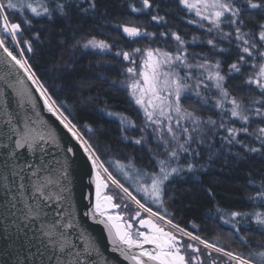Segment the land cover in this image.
I'll list each match as a JSON object with an SVG mask.
<instances>
[{"label": "trees", "instance_id": "obj_1", "mask_svg": "<svg viewBox=\"0 0 264 264\" xmlns=\"http://www.w3.org/2000/svg\"><path fill=\"white\" fill-rule=\"evenodd\" d=\"M239 2L240 20L256 36L264 24V7L250 9L246 0ZM41 4L50 10L51 18L43 14L41 7L38 11L42 14L37 17L27 6L8 9L5 15L10 23L20 25L17 42L38 83L44 85L55 107L76 125L78 133L94 146L104 167L142 203L203 240L246 258L252 250L264 251V230L255 223L234 221L239 233L224 223L232 212L264 211V145L260 142L250 143L242 136L238 140L243 141V146H238L229 145L223 137L211 138L213 143L199 148L200 157L192 163V171L181 172L166 183L169 190L159 209L137 194L112 167L116 156L150 166L151 155L141 143H135L141 137L143 119L126 92L115 84L123 64L113 55L84 50L83 43L90 38L101 39L123 51L140 46V41L123 35V26L147 29L153 34L152 41L163 47L173 44V33L187 41L199 32L189 23L192 17L179 1L149 0V8H143L142 0H42ZM60 5L66 6V15L59 14ZM134 8L142 10L133 11ZM154 15L163 20H153ZM214 44L215 47L191 44L187 57L193 61L216 59L223 70L239 57L233 44L223 40ZM224 87L243 104L261 95L245 84L243 72L228 77ZM254 145L259 151L248 150ZM152 150L153 154L161 151L155 147ZM108 193L121 205L119 211L130 218L137 208L111 183Z\"/></svg>", "mask_w": 264, "mask_h": 264}, {"label": "snow or ice", "instance_id": "obj_2", "mask_svg": "<svg viewBox=\"0 0 264 264\" xmlns=\"http://www.w3.org/2000/svg\"><path fill=\"white\" fill-rule=\"evenodd\" d=\"M248 6L252 9L264 7V0H261L260 3L254 2V0H246ZM143 8H149V0H142ZM180 3L186 8L195 9V14L200 17L201 20H208L215 29H220L223 18H226V14H230L226 19L232 25L243 24V20H240L241 9L238 6H235L232 0H180ZM43 9V14H47L51 18L50 10L44 6L40 5ZM65 5L59 6V14L66 15ZM92 7H95L93 4ZM17 4L13 3V0H7V3H4L3 0H0V14H3L8 9H16ZM27 8L31 10L37 17L42 13L38 11L36 7H33L32 4H27ZM142 9H133V11H140ZM153 20H163V17L152 16ZM30 23V21H26ZM192 23V21H189ZM203 27V25H201ZM11 31L9 32V21L6 15L3 16V31L8 33L11 36L13 41L17 40V33L20 31V25L18 23H11ZM211 32L213 29H207ZM124 33L129 37H138L140 36L141 30L138 27H123ZM149 36L153 35L148 33ZM163 35V33L161 34ZM231 33H223L225 38L231 37ZM175 40L178 42V52L186 51L183 49L184 41L183 39L173 33ZM249 33H243L240 26H236L235 38L237 41H242L243 44H238L237 47L241 48L243 53H246L248 56H252V49L257 48V44L254 40L250 39ZM195 39V37H194ZM259 40L264 42V24L260 25L259 31ZM209 45L215 47L214 41L209 39L207 41ZM91 45L95 48L107 49L108 45L103 41L89 40L85 47ZM0 48H3V51L6 53L7 57L15 63L27 76L28 79L32 81L33 84L37 86V91L40 93V96L44 99L45 107L55 116L61 124L68 130L69 133L79 142V146L82 149V152L85 154L86 159L90 162L91 169L95 173V205L92 209L94 216L99 217V223L104 224L109 228L110 236L113 235L112 230H114V237L112 239L113 251L118 252L120 256L131 262V264H203L201 260V250L196 247L193 243L184 245L183 238L187 237L189 240L198 242L200 245H203L204 249H207L208 257H212V253H217L223 255L228 264H264V252H257L252 250L249 252L248 257H244L239 253L233 251H225L223 247L218 246L217 244L207 242L203 240L199 235H194L190 231H186L184 228L179 227L174 224L172 220H165V216L160 214V212L153 211L151 207H146L140 199H137L128 187H125L118 179H116L109 169L104 167L103 162L99 155H97L94 146L86 139H84L76 130V125L68 120L67 116L63 112H60L59 108L55 107V102L52 100L51 96L47 95L46 89L43 84L38 83L35 73L31 71L28 61L23 59V53L19 54V57L9 50L5 46V41L3 38H0ZM31 47L28 48V51H31ZM220 51H223L221 49ZM135 52L141 53V49H135ZM261 57H264V51L258 53ZM117 56L123 55V59L128 61L131 59L130 53L128 52H117ZM240 62L245 61V57L241 55L239 57ZM133 64L136 63L135 60L131 61ZM255 66V65H254ZM200 68L208 72L207 79L215 81V87L219 90L220 96L223 100H227L231 103L232 108L229 109L231 117L236 118L242 122V124H247L249 122L248 110L245 109L241 101L232 98L228 100L229 92L224 87L225 77L220 74L218 71L220 64L217 61L214 65H211V68L216 69L215 72L209 71V65L206 63H197L195 65L187 63V57L185 55H173L168 52H162L160 49H147L142 52V69L139 71V77L142 78L143 83L141 84L139 79H133L128 85L132 90L134 96H136V104L141 105L144 108L147 121L152 125H155L154 131L159 133L160 143L164 145V153L166 154V159L159 160V172L152 174L150 179V184L145 183L144 186L137 184V191L142 192L143 196L150 198L153 204L157 205V208L163 206L164 196H165V187L166 182L174 179L175 176H178L181 172L192 171L193 165L188 164L187 169L181 165L175 167L172 166L171 161L179 160L181 153H188L189 155H199L200 153L195 149L191 148V144L199 140V143H204L201 137L194 138L191 133L201 131V121L194 113L188 112L182 107L181 97L182 93L188 90L190 87L193 88L195 95L200 96L199 91L200 84L203 81L197 78L196 84L189 85L186 83L187 79L191 78L190 72H185L183 77L180 76V69H191V68ZM230 70L239 72L240 66L238 63H232L230 65ZM126 71L135 76L137 70L133 67H128ZM258 79H249L247 83L256 84L262 93H264V63L259 65L258 70ZM205 88L208 87L207 84L204 85ZM137 93L139 95L137 96ZM147 98V101L145 102ZM207 102V101H205ZM254 103H262L264 101H254ZM223 101H217V107H222ZM172 113L176 115V123L180 124L182 120H189L194 127L189 130L187 127L182 128V133L187 134L183 140L180 142L179 136L174 132L172 127ZM255 114L264 116V112L261 111V108L255 109ZM168 121L167 132L171 135V141L164 137L161 132L162 121ZM10 123V122H9ZM209 125H215L216 122L209 119L207 122ZM220 127H225L221 123ZM141 131H144L142 128ZM13 132L19 137L15 141V149H12L8 153V158L3 161L5 168L9 167V160L12 161V173L13 177H19L21 183L19 185V194L21 199L24 202V213L25 220H38L41 221L40 229L42 233L41 239L47 240L46 247L51 250L50 254L47 257L46 261H42L41 264H85V261L82 257L91 256L93 250L85 249L84 252H72L71 249L74 245L70 240L67 239L68 231L76 227L71 219V214L69 212V207L65 206L66 196L65 193L69 191V188L66 183H61V180L67 181L68 174L67 170L63 167L60 169L61 179L55 181L59 191L51 192L49 190V185L53 184L54 181L49 179L47 176L41 177L42 168L40 166H33L32 163L17 164L16 160L21 159L23 151L27 150L29 154H34L37 150H43V146L40 143L43 141L45 144L49 140L54 141V137L51 134L46 138L44 135H33L31 129H27L23 132H18L13 129ZM240 132L249 133L247 127H241L239 129L235 127L227 128V136L223 137L224 140L229 144H241L243 146V141L237 140V134ZM251 134V133H249ZM256 139H258L261 145H264V128H258L256 132ZM175 141V144L171 142ZM135 143L140 144L141 140L137 139ZM4 147H7L5 145ZM251 152H257L259 149L251 147L248 149ZM68 153H74L73 148H68L66 150ZM43 163V161H42ZM59 163V161L57 162ZM131 167V165H129ZM121 172L125 178L133 180L137 179L136 177H130L129 173L124 171L123 166H120ZM170 169V170H169ZM31 170L29 172V181L32 188V195L30 199L34 201L33 204H29L27 199L24 198V190L27 187L23 181L25 180L24 173L25 171ZM102 173L106 174L102 176ZM2 179L5 181L4 187L8 188L10 186L7 183L8 176L3 175ZM121 189L122 193L130 198L131 201H134L138 209H142L144 212H147L149 217L148 219H139L140 228H148L149 232L145 233L143 231H133V225L131 223H126L122 225L121 221L123 217L120 215H111L109 214L110 208H119L120 204H114L112 195H105L102 192V189L109 188V183ZM15 183V181H13ZM264 195V193H262ZM13 201L16 200L14 196ZM12 208H15V203L11 204ZM126 208L127 205H124ZM67 214V217H66ZM231 219H226L225 224H232V228L236 229V232L239 233L240 229L237 227V224L233 222L234 218L241 215L237 212H232L229 214ZM254 220L255 224L261 230H264V213L253 212L250 214ZM51 216L52 219L43 222L45 217ZM140 211H135L132 218L135 219L140 217ZM152 218H157L159 221L165 222L167 225H170V229L165 231L164 228L158 226L157 223L153 222ZM244 243L247 241L240 237ZM145 245H152L151 250L145 248ZM189 250L191 253L196 255H189ZM68 257V259H64ZM259 258V261L255 258ZM6 264V262H5ZM212 264H218V261L213 257Z\"/></svg>", "mask_w": 264, "mask_h": 264}, {"label": "water", "instance_id": "obj_3", "mask_svg": "<svg viewBox=\"0 0 264 264\" xmlns=\"http://www.w3.org/2000/svg\"><path fill=\"white\" fill-rule=\"evenodd\" d=\"M13 129L18 132L31 129L33 135H44L47 138L51 134L55 138L54 141L49 140L46 144L41 141L43 150H37L34 154H29L26 149L20 150L23 151L22 158L15 163H32L34 167L40 166L41 177L47 176L54 181L49 185V190L53 193L59 191L55 181L61 179V167L67 170L68 180H61V183H66L69 188L65 193V206L69 207L71 219L76 225L68 231L67 236L74 245L71 251L75 253L84 252L86 248L95 249L91 256L82 257L85 264H131L118 252L112 250L114 230H112L113 235L110 236L109 228L99 223L100 218L92 213L95 205V173L79 142L49 112L44 105L43 97L37 91V86L7 57L3 48H0V264L5 262L6 264H41L42 261L47 260L51 252L46 247L47 240L41 239V221L24 219L22 211L24 202L19 194L21 181L18 176L11 175L12 161L9 160L8 168L3 165L9 151L15 149V141L19 138ZM5 145L7 147H4ZM68 148H73L74 153H68L66 151ZM30 171L22 173L25 177L23 183L27 186L24 190V198L29 204H33L34 201L30 199L32 188L28 186ZM3 175L8 176L10 191L4 187ZM102 176L105 174L102 173ZM102 192L110 195L108 188L102 189ZM14 196L15 201L12 200ZM13 202L15 208L11 207ZM113 203L116 204L115 199ZM109 214L122 216V225L131 223L125 219L124 214L119 213V208H110ZM148 218L150 217L143 219ZM51 219V216L45 217L43 222L47 223ZM153 222L157 223L154 219ZM137 228L149 232L148 228L139 227V220ZM145 248L151 250L153 246L145 245Z\"/></svg>", "mask_w": 264, "mask_h": 264}, {"label": "rangeland", "instance_id": "obj_4", "mask_svg": "<svg viewBox=\"0 0 264 264\" xmlns=\"http://www.w3.org/2000/svg\"><path fill=\"white\" fill-rule=\"evenodd\" d=\"M41 1L42 0H13V3L17 4V7L27 6V4L30 3V4H32L33 7H36L37 9H39L40 5H41ZM178 1H179V5L182 6L185 9L186 13L192 17V23L191 24L194 27H196L198 29V32H199V33H195L187 41H184L183 49H185L186 51H183V52L177 51L179 45H178V42L176 40H174L173 44L169 47H163L162 43L153 42L152 41V35L149 36L148 35L149 32L145 28H139L141 30V33H142L140 36L135 37V38L129 37L123 31V27H125V26H123L121 29L123 35L126 37H129L131 39L140 41V44H139L140 46H138V47L135 46L132 49L130 48L129 50L123 51L121 48H114L113 47L114 43L113 42L110 43L106 40L90 38V39H87L83 43V49L84 50L91 51L93 53H97V54H101V55H113L119 61L118 63L120 65L123 64L119 79L115 82V84L126 92L128 98L130 99L132 104L136 107V109L138 110L139 114L141 115V117L143 119L144 131H141V133H140L141 137L139 139L141 140V144L143 145V149L147 153H149L148 155H151V159L153 162L150 161L152 164V165L150 164V166H149V164L141 165L139 162H135L130 158L124 159L125 157L120 158V157L116 156L114 159L115 162L112 164V167L114 169V172L118 176H120L127 183H130V185L132 186L134 191H136L137 194L141 195L145 199L146 202L153 205V207H157V205L153 204L151 202L150 198L143 196L142 192L137 191V184H139L141 186H144L145 183L150 184L149 177L152 174L159 172V168H160L159 160L160 159H166L167 156L164 153V145L162 143H160L159 133L154 131L156 126L152 125L150 122L147 121V117L145 115L144 108L141 105L136 104V96L133 95L132 90L128 86L133 79H139L141 84L143 83L142 78L139 77V71L142 69V52L147 50V49H160L162 52H168V53L173 54V55H178V54L179 55H185L187 57L188 46L191 44H197V43L208 44L207 41L209 39H212L214 42L218 41V40H223L225 42H229V43L233 44L238 49L239 57L241 55H243L245 57V61H247V62L246 63L240 62L239 57L237 58L236 61H234V63L239 62V66H240L239 72L230 70V66H228L224 70L222 69V67H219L218 71L220 72L221 75H223L225 77L223 84L225 85V82H226L228 77L230 78L236 73H242L243 72L245 84L249 85V88H251L252 90H254V91L257 90L258 92H261L260 89L256 86V84L247 83V81L249 79H258L259 78L258 77L259 65L264 63V57H261L258 54L260 51H264V42L259 40L260 29L258 30V34L256 36H254V34H252V32H249L247 30V28H245L244 24H242V25L239 24V20L237 21V25L230 24L228 22V20L226 19L228 16H230V14H226V18H223V22L221 23L220 29L219 30L215 29L214 26L208 20H201L200 17H198L195 14V9L186 8L184 5H182L180 3V0H178ZM191 2L194 3L195 0H191ZM232 2L234 3L235 6H238L240 8L241 3L239 2V0H232ZM250 9H252V8H250ZM240 14H241V12H240ZM3 15H5V12L3 13ZM239 19H240V17H239ZM9 24L11 25L10 22H9ZM201 25H203V27H201ZM236 26H240L241 31L243 33H249L250 34L249 38L254 40V42L257 44V48L252 49V52H253L252 56H248L246 53H243L241 51L240 47H237L238 44L242 45L243 42L237 41L235 38ZM127 27H134V26H127ZM209 28H212L213 30L211 32H209L207 30ZM1 29H2V23H1V17H0V36H2L5 39V41L7 42V48L11 51H14L15 54L18 56V58H20L19 54L23 53V50L20 47L19 43L17 42V40L15 41V44H14V42H10L9 39L2 33ZM223 33H231L232 35H231V37L225 38L223 36ZM19 34H20V31L18 32L17 36ZM194 37H195V39H194ZM89 40H95L97 42L103 41L104 43H106L108 45V48L102 50L100 48L92 47L91 45H89L88 47H85V44H87ZM135 49H141L142 52L141 53L135 52ZM117 52H121V53L128 52V53H130L131 59L128 61H125L123 59V55H120V56L116 55ZM22 58L25 59L24 53H23ZM199 59L200 58L193 61L187 57V63L192 64V65H195L197 63H206L207 65H209V71H212V72L216 71V69L211 68V65H214L217 62V61L216 62L214 61L216 59H214L213 61L205 59V58H203L204 60L203 59L199 60ZM132 60H135L136 63L133 64L131 62ZM128 67H133L137 70L135 76L130 75L126 71V69ZM186 71L191 73V78L186 80V83H188L189 85L194 86L197 82V78H199V80L203 81V83H201L200 87H199V91L201 93L200 96L195 95L193 88L190 87L188 90H186L185 92L182 93V97H181L182 107L184 109H186L188 112L194 113V115L196 117H198L199 120L202 122L201 123V131L193 132V133H191V135L194 138L201 137L203 139L204 143L201 144V143H199V140H197L195 143L191 144L192 149H195L196 151L199 152V148L201 146H205L206 144L213 143V140L211 138H213L215 136H218V137L227 136V128H229V127H235L237 129H239L241 127H247L249 129V133H251V134L240 132L237 134V137H236L237 140L239 137L245 136L250 143L260 142L258 139H256V132H257L258 128H264V116L256 115L255 109L261 108V111L264 112V104L254 103V101H257V100L264 101V93L261 92V95L259 97L257 96L255 98L251 99L250 101H247V103H245V104L242 103L243 107L248 110V114H249V122L247 124H242V122L240 120L231 117V113H230V111H228L229 109L232 108L231 103H229L227 100H223V98L220 96L219 90L214 86L215 81L207 79V75H208L207 71H205L204 69L195 68V67H193L191 69L181 68L180 69V76L183 77L185 75ZM205 84L208 85L207 88L204 87ZM138 95H139V93H137V96ZM232 98H235L236 100L240 101L239 99H237L236 97H234L233 95H231L229 93L228 100H230ZM218 100L223 101L222 107L216 106ZM146 101H147V98H146L145 102ZM205 101H207V102H205ZM201 111H202V113H201ZM171 115L173 117V119H172L173 130L177 134V136H179L180 142H183V140L187 134L182 133V128L187 127V128H189V130H191L194 127V125L189 120H182V121H180V124L177 125L175 113H172ZM216 115H218V116H216ZM209 119L215 121L216 124L215 125H209L207 123H204V122H207ZM221 123H223L225 125V127H223V128L220 127ZM167 124H168V121H166V120L162 121L161 132L163 133L164 137H167L171 141V135L167 132ZM223 141L227 143L226 140H223ZM171 143L175 144V141H172ZM235 144L236 143L229 144V145H235ZM236 145L240 146L241 144H236ZM153 147H155V149L159 148L161 151H159V153L153 154V150H152ZM255 148H257V146H255ZM199 157H200V154L197 156V155H189L188 153H181L178 162L177 161H171V164L173 167H175L179 164V165L183 166L185 169H187L188 164L189 163L192 164ZM129 165H131V167H129ZM120 166H123L124 171L128 172L130 177H136L137 178L135 180V182H133V180H131V179H127L124 177V175L121 172ZM185 171H187V170H185ZM105 176H106V174H105ZM108 183H111V182L109 181ZM113 188H115V190H117V192L119 191L120 193H122L121 189L117 188L116 186L113 185ZM168 190H169L168 186L166 185L165 193L168 192ZM124 196L133 204V206H135L137 208L134 201H131L130 198L127 197L126 195H124ZM145 206L148 207L147 205H145ZM135 211H140L144 218L149 217L147 212H144L142 209H138V208L134 209L131 215H133L135 213ZM251 213H253V212L242 213L241 215L235 217L233 222L234 221H252L253 223H255L254 218L250 215ZM261 213H264V211ZM228 217H229V219H231L230 216H228ZM153 219H154V221H158L157 224L160 227L164 228L165 230L167 228L170 229V225H167L165 222L159 221L157 218H153ZM165 220H168V219L165 218ZM229 225H232V224L229 223ZM185 238H187V237H185ZM189 241L192 243L200 245L198 242H194L191 240H189ZM200 246L203 247V245H200ZM262 252H264V251H262ZM255 259H257V261H259L258 257Z\"/></svg>", "mask_w": 264, "mask_h": 264}, {"label": "flooded vegetation", "instance_id": "obj_5", "mask_svg": "<svg viewBox=\"0 0 264 264\" xmlns=\"http://www.w3.org/2000/svg\"><path fill=\"white\" fill-rule=\"evenodd\" d=\"M119 213H121L120 211H119ZM123 214V213H122ZM124 216H125V219L126 220H128L129 222H131L132 223V225H133V231L134 232H136V231H143V230H140L139 228H137V221L139 220V219H141V218H144L143 217V215L141 214V216L137 219V220H135V221H133V218H132V216L130 217V218H128V217H126V215L124 214ZM165 230V229H164ZM169 229L167 228L165 231H168ZM143 232H145V233H147L146 231H143ZM183 243H184V245H187V244H189V243H192V242H190V241H188L187 239H185V238H183ZM196 247H198V248H200V250H201V260L203 261V264H212V258L214 257L217 261H218V264H228V261H227V259L223 256V255H221V254H217V253H212V257H208L207 255H204L205 253H207V249H204V247H202V246H200V245H198V244H195V243H193ZM189 255H196L195 253H191V251L189 250V253H188Z\"/></svg>", "mask_w": 264, "mask_h": 264}, {"label": "built area", "instance_id": "obj_6", "mask_svg": "<svg viewBox=\"0 0 264 264\" xmlns=\"http://www.w3.org/2000/svg\"><path fill=\"white\" fill-rule=\"evenodd\" d=\"M3 14H0V17H1V23H2V29H1V31H2V33L9 39V41L10 42H14V44H15V41H13L12 39H11V36L8 34V33H5L4 31H3ZM11 31V29H10V24H9V32ZM18 34V33H17ZM17 44V43H16Z\"/></svg>", "mask_w": 264, "mask_h": 264}, {"label": "bare ground", "instance_id": "obj_7", "mask_svg": "<svg viewBox=\"0 0 264 264\" xmlns=\"http://www.w3.org/2000/svg\"><path fill=\"white\" fill-rule=\"evenodd\" d=\"M13 53L15 54V52L13 51ZM16 55V54H15Z\"/></svg>", "mask_w": 264, "mask_h": 264}]
</instances>
